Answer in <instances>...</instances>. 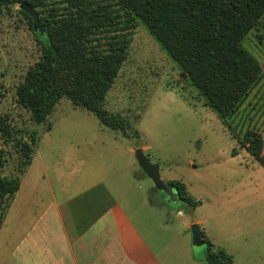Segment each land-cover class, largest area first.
Wrapping results in <instances>:
<instances>
[{"label":"rangeland","instance_id":"obj_1","mask_svg":"<svg viewBox=\"0 0 264 264\" xmlns=\"http://www.w3.org/2000/svg\"><path fill=\"white\" fill-rule=\"evenodd\" d=\"M244 45L259 59L263 73L228 123L205 103L139 22L127 60L105 104L130 119L132 132L104 126L95 114L76 107L68 98L61 99L48 119L38 124L18 102L17 87L41 57L40 46L30 18L19 4L4 7L0 12V147L7 161L0 175L23 173L26 142L33 152L40 145L53 154L52 160L66 161L65 178L70 182L87 169L107 167L123 172L129 167L143 177L134 186L139 198L148 196L162 204L153 209L159 231L170 230L177 238L187 234L193 243L191 226L195 218L204 217L233 251L229 253L234 256V264H264V165L249 153L246 138L249 131L261 134L264 146V15L247 34ZM139 147L145 148L152 162L160 163L164 179L184 182L188 195L199 201L198 205L184 200L170 203L140 167L135 157ZM234 148L239 150L238 155H233ZM40 169V161L35 158L23 177L24 184L35 181ZM150 210L143 212L152 215ZM11 214L13 210L0 230V264H13L9 258V234L14 226ZM192 246L195 256H206L207 243Z\"/></svg>","mask_w":264,"mask_h":264},{"label":"trees","instance_id":"obj_2","mask_svg":"<svg viewBox=\"0 0 264 264\" xmlns=\"http://www.w3.org/2000/svg\"><path fill=\"white\" fill-rule=\"evenodd\" d=\"M23 1L0 0V12ZM27 1L37 11L45 31L33 29L41 57L18 85L17 98L38 124L48 119L61 99L68 98L76 107L95 114L104 126L132 132L130 119L105 104L127 60L133 31L139 22L226 123L262 77V65L244 45V39L264 15V0ZM22 11L33 27L31 14ZM246 138L249 153L264 165L262 135L249 131ZM24 145L27 149L21 172L31 163L34 153L28 142ZM232 153L238 155L239 150L234 148ZM6 161V152L0 147V168ZM20 181V175H0L2 217L20 189ZM172 183L179 192V201L198 205L199 201L188 195L184 182ZM206 242L208 250L203 258L206 264H234V256L224 247L208 238Z\"/></svg>","mask_w":264,"mask_h":264},{"label":"crops","instance_id":"obj_3","mask_svg":"<svg viewBox=\"0 0 264 264\" xmlns=\"http://www.w3.org/2000/svg\"><path fill=\"white\" fill-rule=\"evenodd\" d=\"M42 148L36 146L28 165L38 158L41 173L29 184L23 178L28 167L20 175V189L0 223L1 230L13 210V264H206L204 257L194 255L187 234L177 238L170 230L157 229L153 209L162 204L148 196L139 198L134 186L142 176L129 167L123 172L101 167L87 169L70 182L66 161L52 160L53 154ZM143 209H151L152 215ZM194 222L203 227L206 241L230 251L204 217Z\"/></svg>","mask_w":264,"mask_h":264},{"label":"water","instance_id":"obj_4","mask_svg":"<svg viewBox=\"0 0 264 264\" xmlns=\"http://www.w3.org/2000/svg\"><path fill=\"white\" fill-rule=\"evenodd\" d=\"M19 6L20 8L26 10L33 17V29L35 31L41 30V32L44 33L45 28L42 26L39 15L37 11L29 4V2L24 0L21 4H19ZM135 157L144 173L153 180L155 187L167 194L169 202L173 201L174 203H177L180 199L179 192L172 182L164 179L161 176L160 163L152 162L142 147H139L135 150ZM191 227L193 233V244L200 246L207 243L203 237L200 224L195 222Z\"/></svg>","mask_w":264,"mask_h":264}]
</instances>
